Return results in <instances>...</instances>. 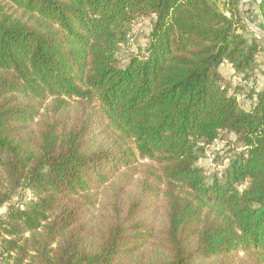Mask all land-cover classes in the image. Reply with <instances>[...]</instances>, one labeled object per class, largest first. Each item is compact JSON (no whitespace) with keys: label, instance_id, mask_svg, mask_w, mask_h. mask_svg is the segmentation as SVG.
Returning <instances> with one entry per match:
<instances>
[{"label":"trees","instance_id":"1","mask_svg":"<svg viewBox=\"0 0 264 264\" xmlns=\"http://www.w3.org/2000/svg\"><path fill=\"white\" fill-rule=\"evenodd\" d=\"M242 1L0 0V207L35 197L0 215L7 264H264V89L220 72L257 64Z\"/></svg>","mask_w":264,"mask_h":264},{"label":"rangeland","instance_id":"2","mask_svg":"<svg viewBox=\"0 0 264 264\" xmlns=\"http://www.w3.org/2000/svg\"><path fill=\"white\" fill-rule=\"evenodd\" d=\"M218 1L223 6V3L227 0ZM245 8L251 20V22H249L250 25L252 24L258 29L264 30V21L256 16L254 4H247ZM250 25L249 28L252 34L257 38V42L260 46V53L254 70L248 74H239L232 65L228 63L223 64L220 68L222 84L229 88V92L236 94L240 103L246 108H250L255 102L251 94L256 90L264 89V35ZM149 28L150 19H139L132 25L127 42L121 45L122 50L120 55L123 58H126L130 53L139 52L144 48L147 42L146 38ZM247 36L250 38V35ZM231 154L232 151H230L229 145H227L225 141L220 140L207 147L206 152L200 156L198 165L202 167L206 176L210 178L213 173L220 172V170L224 168V162L227 156ZM34 198V193L32 191L25 190L15 196L5 206L0 207V215H4L10 206L24 208L33 201ZM0 264H7L1 256Z\"/></svg>","mask_w":264,"mask_h":264},{"label":"water","instance_id":"3","mask_svg":"<svg viewBox=\"0 0 264 264\" xmlns=\"http://www.w3.org/2000/svg\"><path fill=\"white\" fill-rule=\"evenodd\" d=\"M249 0H243L241 2V6H240V10H241V13L243 15V17L246 19L245 15H244V12H243V6L245 4V2H247ZM248 22V20H246ZM248 24L250 25V23L248 22ZM251 27H253L254 29H256L259 33H261L262 35H264V30H261V29H258L257 27L253 26L252 24L250 25Z\"/></svg>","mask_w":264,"mask_h":264},{"label":"crops","instance_id":"4","mask_svg":"<svg viewBox=\"0 0 264 264\" xmlns=\"http://www.w3.org/2000/svg\"><path fill=\"white\" fill-rule=\"evenodd\" d=\"M254 4V3H253ZM254 7H255V4H254Z\"/></svg>","mask_w":264,"mask_h":264}]
</instances>
